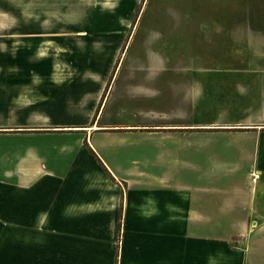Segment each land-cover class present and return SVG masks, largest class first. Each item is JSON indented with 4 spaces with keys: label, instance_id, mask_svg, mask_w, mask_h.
<instances>
[{
    "label": "crops",
    "instance_id": "1",
    "mask_svg": "<svg viewBox=\"0 0 264 264\" xmlns=\"http://www.w3.org/2000/svg\"><path fill=\"white\" fill-rule=\"evenodd\" d=\"M147 1L54 0L84 16L0 70L4 264H264V53L175 70L207 26L136 40Z\"/></svg>",
    "mask_w": 264,
    "mask_h": 264
},
{
    "label": "rangeland",
    "instance_id": "2",
    "mask_svg": "<svg viewBox=\"0 0 264 264\" xmlns=\"http://www.w3.org/2000/svg\"><path fill=\"white\" fill-rule=\"evenodd\" d=\"M63 1L68 2L69 0ZM189 1V6H187L186 0L184 3L175 2L173 4H170L171 0H159L158 8H156L157 0L147 1V9L135 39L138 40L142 32L144 33L143 37L157 36L148 26H146L148 28L145 31L144 26L148 21L154 23L164 21L166 14L171 15V6L180 3L182 7L179 9H184L183 18L186 22L194 27L202 24L207 28H202L199 32L197 30L190 31V39L199 38L200 45L190 48L189 51H187V47L175 48L177 51L175 53L181 54L185 49V54L191 56L189 62H175V70L229 66V63L226 62L222 64L213 62V47L218 43L223 56L228 55L231 50L232 52L238 50V48L248 50L253 54L264 53V46L259 43V40L264 39V0ZM188 9L190 10L189 17L188 12H186ZM202 10L203 15H200ZM59 12V7L55 8L54 0H0V70L37 69L33 58L28 56L27 50H38V48L21 46V41L23 39L33 40L40 38V35L45 32H53L52 28L57 22L75 21L84 16L75 12L73 15L61 16ZM143 49L152 50L153 48ZM40 50L43 52L47 48L42 47ZM29 53L31 56L35 54V52L31 53L30 51ZM196 54L197 59H192V55ZM259 60H262L261 57ZM261 63L264 65V62ZM4 242V237H0V252H4ZM0 264H4L3 253L0 254Z\"/></svg>",
    "mask_w": 264,
    "mask_h": 264
},
{
    "label": "built area",
    "instance_id": "3",
    "mask_svg": "<svg viewBox=\"0 0 264 264\" xmlns=\"http://www.w3.org/2000/svg\"><path fill=\"white\" fill-rule=\"evenodd\" d=\"M256 179H257V176L254 175L253 176V181H256Z\"/></svg>",
    "mask_w": 264,
    "mask_h": 264
}]
</instances>
